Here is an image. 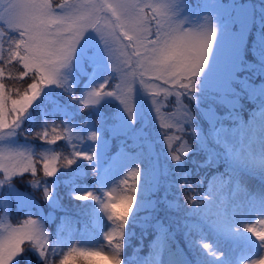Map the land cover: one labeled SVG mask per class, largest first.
Listing matches in <instances>:
<instances>
[{"label":"snow or ice","instance_id":"obj_1","mask_svg":"<svg viewBox=\"0 0 264 264\" xmlns=\"http://www.w3.org/2000/svg\"><path fill=\"white\" fill-rule=\"evenodd\" d=\"M58 7L59 11H56L52 7L51 0H0V142L2 143L15 144L14 138L19 133L27 131L22 128L24 122L35 123L33 112L36 109H32V106L38 99L37 108L53 105L54 111L68 117V120L64 121L66 124L72 123L73 120L68 112L71 104H60L56 96L67 95L70 102L81 106L77 111L89 110L90 115L96 116L100 121L99 126L86 121L90 128H95L91 130L89 139L96 141L99 139L98 134L107 129L108 121L112 118L104 115V106H111L118 101L115 118L127 133L135 134L140 129L134 128L133 124L137 121L143 122L147 116H150L153 107L159 117L162 106V102L157 99L159 95L163 94L165 99L174 97L176 104L182 102L181 98L200 104L207 96L209 78L215 75L212 86L219 93L216 102H224L229 94L235 95L231 86L235 72L247 70L246 65L242 67L239 45L234 41L223 70L218 72L224 52L223 36L219 41L217 40V26L214 23L218 16L210 14L209 17L204 18L203 23L199 22V18L195 22L187 17L181 19V5L176 0H159L158 3L143 4L140 0H115V2L64 0V3L59 4ZM210 7L218 12L222 6L217 0V3ZM145 8L151 9V16ZM101 13L110 14V17H102ZM102 19H108V23L102 25ZM5 37H7L6 41ZM5 42L8 44L6 54L3 48ZM214 43L217 45L216 53L213 52ZM101 44L104 47H100ZM113 44L119 45L121 55L126 57L123 63L127 67L121 70L126 91L121 89L120 84H115L114 91L106 90V86L116 78L114 73L105 72L106 66L112 60ZM258 55L260 68L264 71V37L261 38ZM210 56H213L211 65ZM9 64L22 65V70H19L17 77H13L14 80L30 77V82L23 89L13 86L8 90L3 82L6 66ZM88 68L92 69L90 74ZM69 77L72 79L69 80ZM81 77H88V83L83 89H78L76 85ZM137 77H139L138 81ZM202 77L204 79H201ZM149 79L157 83H150ZM137 83L141 87H136ZM57 89L61 91L57 92ZM78 91L79 95H77ZM259 96L264 105V89L260 90ZM29 109H32V112ZM74 127L79 128L80 125ZM172 127L173 124L163 121L161 123L162 129ZM176 127L178 131H184L179 123ZM43 128V131L36 133V138L43 140L49 147L40 153L39 163L42 164L44 175L51 177L56 175L59 170L57 163L62 159L60 153L51 146L57 145L59 140H70L71 129L65 127L63 131L67 135H62L58 127H53L50 135L46 120ZM213 129L217 143L223 142L226 145L231 174L237 173L241 168H250L264 177V107L261 109L258 122L250 129H237L242 142L248 137L249 131L253 137L259 135V154L247 150L234 151L232 146L222 139L227 130L223 127L216 128L215 120ZM192 133L201 139L196 127L192 128ZM28 135L31 133L29 132ZM164 139L171 141L172 137L165 133ZM175 139L180 140L181 137L176 136ZM169 148H171L170 143ZM190 151L192 149L188 148L185 157ZM34 155L27 149L0 148V170L5 174L6 180H10L11 175L16 174L17 171L35 175L38 168ZM74 156L82 157L87 161L94 159L87 151H75ZM170 159L178 162L176 170L184 172V176L180 178L188 183L189 173L184 169L181 155L172 152ZM64 160L65 166L77 163L74 158H64ZM210 162L211 158L205 161V165ZM130 167L133 170L127 173L117 188L106 192L100 191V194L85 190L83 195L76 197L79 200L95 201V205L87 207L102 210L106 214L107 221L111 222L110 225H106L110 230L103 236L107 241L106 245L97 242L94 248L72 247L57 234L55 247L49 254V233L44 228L43 222L29 218L18 227H13L12 224L0 225V264H21L25 258L26 249L22 247L25 242L29 250L38 254L43 264H56L54 257L57 256V249L60 250L61 257L59 264H78V262L79 264H131L129 259L122 261L121 258L125 246V228L129 225V213L137 201L138 190L141 193V203L136 215L132 217L133 222L144 210V193L152 185V172L145 170L144 182L141 184L138 164L134 162ZM127 177L132 178L131 184ZM5 182L0 181V187ZM32 183L35 187H40L38 181ZM101 183L103 187L108 186L103 181ZM198 183L202 184L203 181ZM227 183L228 181L221 177L219 184H210L207 193L200 197L202 207L193 208L192 211L202 212L209 206H216L217 219L213 221V227L243 241L249 251L254 249V254L260 261H264V231H257L253 226L240 229L237 225L244 221L227 217L223 195ZM44 193L53 205L58 203L59 198H52L46 185ZM256 211L264 216V191L261 192L260 208ZM27 215L30 216L31 213ZM259 223L264 225V219H260ZM154 227L158 232L156 249L149 258L142 261V264H161L160 257L167 248V241L171 238V234L162 222L157 221ZM246 233L255 236L259 243ZM64 247L68 248L66 253L63 252ZM201 248L207 251L198 255L197 264H218L215 259L216 249L208 243H203ZM209 256L212 257L211 260ZM245 260L248 264H259L251 256L241 257L240 264ZM167 264H189V262L183 256L176 257L172 254ZM219 264H233V262L224 259Z\"/></svg>","mask_w":264,"mask_h":264},{"label":"rangeland","instance_id":"obj_2","mask_svg":"<svg viewBox=\"0 0 264 264\" xmlns=\"http://www.w3.org/2000/svg\"><path fill=\"white\" fill-rule=\"evenodd\" d=\"M140 2L142 4L158 3L159 0H140ZM176 2L181 5V19L187 17L195 22L199 18V22L203 23L204 18L209 17L210 14L218 16V19L214 21L217 26V40L219 41L222 36L224 40V52L218 72L223 70L233 42L238 43L240 58L243 62L242 67L246 65L247 70L236 71L234 74L231 86L235 95L229 94L224 102H216L219 93L212 86L215 75L209 78L207 96L200 104L187 98H181L182 102L176 104L174 97L165 99L161 94L157 97L162 102L159 117L153 107L152 113L143 122L137 121L133 124L134 128L140 129L135 134L127 133L115 118L116 104H119L117 101L111 106L103 107L104 115L112 118L108 121L107 129L98 134L99 139L96 141L89 139L91 130L95 128H90L86 121L96 126L100 125V121L96 116L90 115L89 110L77 111L81 106L70 102L67 95L56 96L60 104H71L68 112L73 120L72 123L66 124L64 121H67L68 117L54 111L53 105H43L37 108L38 99L32 106V109H36L33 112L35 123L24 122L22 128L27 131L19 133L14 138L15 144L8 145L0 142V148L27 149L33 152L38 168L35 175L30 172L17 171L16 174L11 175L10 180H6L5 174L0 170V181H6L0 187V225L12 224L13 227H18L29 218L42 221L49 233V254L55 247L57 234L72 247L94 248L97 242L106 245L107 241L103 239V236L106 231L110 230L106 225H110L111 222L107 221L106 214L102 210L87 207L95 205V201L79 200L76 197L83 195L85 190L100 194V191L106 192L117 188L119 182L133 170L130 166L135 162L141 171V184L144 182L145 170L148 169L152 172V185L144 193V210L133 222L132 217L136 215L141 203V193L139 190L137 192V201L128 217L129 225L125 228L122 261L127 258L131 264H142L143 260L154 253L158 237L154 225L160 221L171 234V238L167 241V248L160 257L161 264H167L172 254L176 257L183 256L189 264H197L198 255L207 251L201 248L203 243H208L217 250L215 259L218 264L224 259L232 261L233 264H240L241 257L247 256H251L259 264H264V261H260L259 257L254 254L255 250L249 251L243 241L213 227V221L217 219L216 206H209L202 212L192 211L193 208L202 207L200 197L207 193L209 185L219 184L223 177L225 181H228L223 189L226 201L224 210L227 217L244 221L237 225L240 229L253 226L257 231H264V225L259 223L264 216L256 211L261 205L264 177L250 168H241L237 173L231 174L226 145L223 142L217 143L213 134V121L215 120L216 128L223 127L227 130L222 139L231 145L234 151L247 150L260 153L259 135L253 137L249 131L248 137H245L242 142L237 129H250L258 122L261 109L264 107L261 102L262 98L259 96L260 90L264 89V71L260 68L258 55L260 41L264 37V0H218L222 6L218 12L210 7L217 3V0H176ZM51 3L52 7L59 11L58 5L64 3V0H51ZM145 11L149 16L152 15L151 9L145 8ZM100 15L110 17V14L106 13ZM106 23L108 19H102V25ZM6 40L7 37H5ZM100 47L104 45L101 44ZM3 48L6 54L8 50L6 42ZM112 49V60L106 66L105 72L114 73L116 78L106 86V90L114 91L116 90L115 84H120L121 89L126 91L121 71L127 67L123 63L126 57L121 55L119 45L113 44ZM213 52H217L215 43ZM209 63L210 65L213 63V56L209 57ZM19 70H22V65L9 64L6 66L3 82L8 90H11L13 86L23 89L30 82V77L13 79L19 75ZM87 71L90 74L92 69L88 68ZM71 79L72 77H69V80ZM138 79L139 77L137 81ZM149 82L157 83L151 79ZM87 83L88 77H81L76 87L83 89ZM136 87L141 86L137 83ZM79 94L78 91L77 95ZM197 95L200 94L197 93ZM32 109L29 111L32 112ZM45 120L50 135L53 127H58L62 135H67L63 131L65 127L71 129L70 140H59L57 145L51 146L62 157L57 163L59 170L55 176L51 177L44 175L42 164L39 163L40 153L49 146L43 140L36 138V133L44 130ZM162 121L173 124L174 127L162 129ZM178 123L183 126L184 131H178L176 127ZM77 124L80 125L79 128L74 127ZM193 127L197 128L201 139L192 133ZM29 132L31 135H28ZM165 133L172 137L171 141L164 139ZM176 136H180L181 139L176 140ZM169 143L171 148H169ZM188 148L192 151L188 152L185 157L184 154ZM75 151H87L94 159L87 161L82 157H75ZM172 152L181 155V162L188 173L190 169L187 166L196 161L199 169H206V172H201L204 176L203 183H197L192 194H188L183 189L187 185V183L183 185L185 181L180 178L184 176V172L176 170L178 162L170 159ZM64 158H74L77 163L65 166ZM209 158L211 162L205 165V161ZM202 176H197L200 178L199 181ZM127 178L131 184L132 178ZM188 178L189 175L187 180ZM33 181H38L40 187H35ZM101 181L108 186L103 187ZM45 185L51 192L52 198H59L56 205H53L51 200L45 196ZM28 213L31 215H27ZM246 235L259 243L251 233H246ZM22 247H25L26 251L21 264H43L38 254L28 249L27 242ZM59 251L57 249V256L54 257L56 264H59L61 258ZM67 251L68 248L64 247L63 252ZM208 258L212 259L211 256ZM243 264H248L247 260Z\"/></svg>","mask_w":264,"mask_h":264},{"label":"trees","instance_id":"obj_3","mask_svg":"<svg viewBox=\"0 0 264 264\" xmlns=\"http://www.w3.org/2000/svg\"><path fill=\"white\" fill-rule=\"evenodd\" d=\"M197 153V152H196ZM198 162L196 161L195 163H193L192 165H188V169H190L189 171V178H188V183L187 185H185V187H183V189L189 194H192V191L195 189V185L199 182V179L197 176L200 175L202 176L201 172H206L205 168H201L199 169V165H197ZM204 176H202L201 181L203 180ZM185 184V182L183 183V185ZM188 217V216H187Z\"/></svg>","mask_w":264,"mask_h":264}]
</instances>
